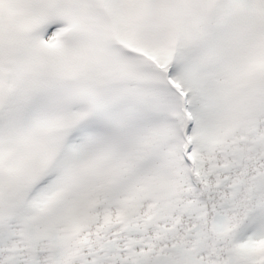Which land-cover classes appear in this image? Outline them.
I'll return each mask as SVG.
<instances>
[{
    "label": "snow or ice",
    "instance_id": "6c2138e0",
    "mask_svg": "<svg viewBox=\"0 0 264 264\" xmlns=\"http://www.w3.org/2000/svg\"><path fill=\"white\" fill-rule=\"evenodd\" d=\"M0 264H264V0H0Z\"/></svg>",
    "mask_w": 264,
    "mask_h": 264
}]
</instances>
